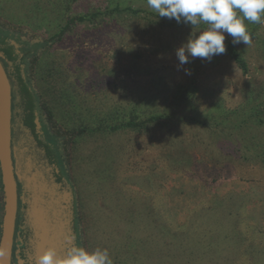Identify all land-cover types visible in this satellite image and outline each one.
Returning a JSON list of instances; mask_svg holds the SVG:
<instances>
[{"label":"rangeland","instance_id":"rangeland-1","mask_svg":"<svg viewBox=\"0 0 264 264\" xmlns=\"http://www.w3.org/2000/svg\"><path fill=\"white\" fill-rule=\"evenodd\" d=\"M125 4L144 11L74 22L62 38L42 46L40 84L38 76L34 81L62 131L46 138H55L51 147L64 188L76 189L80 197L76 209L82 215V239L88 249L107 248L114 264H264V117L255 115L264 108V22L248 27L250 45H235L247 60V72L227 51L210 61L190 58L178 68L176 49L192 27L169 25L171 19L155 16L147 0ZM113 5L110 0H0V19L45 42L71 17ZM42 17L50 20L47 29L38 27ZM185 88L193 94L181 100ZM69 97L80 102L85 114L135 107L144 127L108 136L91 133L68 112ZM158 114L165 115L150 120ZM19 134L18 155L31 164L27 176L32 187H39L44 184V152L30 132ZM193 202L206 204L201 220L212 230L218 227L217 221L211 223L215 214L232 224L239 218L230 236L205 235L207 227L195 222L204 247L187 248L193 244L179 241L190 215L196 217V211L190 212ZM218 202L240 209L227 215L215 209ZM43 231L42 240L53 239L56 223L48 220ZM151 233L159 238L152 239ZM205 240L228 243L216 248ZM168 247L186 251L170 261L165 258ZM225 248L228 260L223 263L218 253ZM192 249L195 258L187 251Z\"/></svg>","mask_w":264,"mask_h":264},{"label":"flooded vegetation","instance_id":"flooded-vegetation-1","mask_svg":"<svg viewBox=\"0 0 264 264\" xmlns=\"http://www.w3.org/2000/svg\"><path fill=\"white\" fill-rule=\"evenodd\" d=\"M8 25L4 26L3 20L0 19V61L7 72L12 86V152L15 164L19 161L18 165H15V171L17 173L20 167L21 172L20 178L16 176L19 199L11 264H37L39 255L49 247H54L58 254L63 255L70 246H84V241L82 240L80 226H75V223H77V213L74 210L75 199L73 204V197L76 195H73L71 191L64 188V175L58 172L57 167L58 175H55L54 167L56 165L49 163L50 158L47 156L46 148L42 145L43 143L36 140L34 141L42 148L45 159L44 164H42L44 175L42 179H44V184L39 185V188L49 190L48 201L51 205H39L40 202L36 193L39 189L38 186L34 187L35 192L27 189L29 180L22 168L25 159L20 154L18 155L19 148L17 145V140H19L21 145L23 139L21 138L22 134L17 136V132L21 130L23 133H26L28 131L32 135V128L27 123L26 104L28 97H26L23 91L24 85H27L33 92L34 110L36 113L34 121L38 122L39 124L37 125L43 130V133L42 131L40 132V128L36 126L35 130L39 129L38 138L43 141L47 140L50 146L55 141V138H46H49L50 132L52 134L53 132L50 130V122L41 113L40 97L38 96L39 90L35 88V82L30 76V66L34 57L40 56L42 40L22 26ZM20 80L23 81L22 84ZM31 161L34 163L33 156L31 157ZM55 194H59V198L55 197ZM37 206L41 207L37 208L38 215L35 216ZM3 212L4 192L0 169V231ZM52 215L55 216V220L52 218ZM42 216L47 221L48 217H50L56 223V236H58V239L55 236L53 239L46 237V240H42L40 234H37L38 230L41 232L39 223Z\"/></svg>","mask_w":264,"mask_h":264},{"label":"trees","instance_id":"trees-1","mask_svg":"<svg viewBox=\"0 0 264 264\" xmlns=\"http://www.w3.org/2000/svg\"><path fill=\"white\" fill-rule=\"evenodd\" d=\"M128 1L129 0H110V4L114 3L113 8H108V6L107 7L104 6V7L98 8L97 10L90 12V13L80 14V15H76L74 17H71L70 19H68L66 21L65 25L58 32L53 33V36L51 38L45 39V42L42 41L41 45L46 47L47 44H52V43L56 42V40L62 38L63 35L66 33V31H68L71 28V26L74 22H84L87 20L92 21L98 17L100 18L101 15L103 17H105L104 15H108L109 17H113L115 13L121 14L122 12L123 13L128 12V13L139 14V13L144 11L143 8H140V7L134 8V6H132V5H130V6L127 5L128 3L125 4ZM153 13H155V12H153ZM155 16L159 17L158 14H155ZM49 21L50 20L47 19V17L46 18L45 17L40 18V20L38 21L39 22L38 27H40L42 29H44V28L47 29L49 27L48 26ZM167 23L170 25L173 23H177V21L175 19H171ZM250 24H252V23H249L248 27L250 26ZM38 27H36V28H38ZM31 33L33 34L34 32H31ZM225 45H226V51L229 54V56H231L235 60V62L239 65V67L244 72H247L248 63H247V60L244 58V56L239 52V50L235 47V45H233V43L230 40L225 41ZM40 57L41 56L34 57L32 64L30 66V72H31L30 76L33 78L34 81H36L37 76H38L39 84H40V72L37 69H38V65L41 62ZM20 82H21V84L23 83L22 80H20ZM37 83H38V81H37ZM37 83H36V85H37ZM38 85H37V87H38ZM188 86L191 87V85H188ZM38 89L40 90L39 87H38ZM23 91L26 94V97H28V102L26 104L27 123L32 128L31 130H32V135L34 136V140L42 143L44 141L38 138V130L37 131L35 130L36 126H38V125H37V122L34 121L36 113L34 110L35 105L33 102V99H34L33 98V92H32V90L29 89V87L27 85H24ZM42 94L39 91L38 96L40 97L39 101H40V105H41L40 106L41 111L44 113V116L50 122V128H51L50 130L54 134L58 135V134L62 133V131L56 127V122H55L52 110L49 108L48 101L45 99L44 94H43V96H42ZM179 94L182 95L181 100H183L187 96H191L193 93H192V89L185 88ZM68 95L72 96V94H68ZM74 101H75L74 97H69V103L71 104V106H70L71 110L68 112L71 115L73 113L74 117H76L80 123H83V127L88 129L89 132H91V133L97 132V131H102L104 134H106L108 136V135H111L112 133H115L116 131L121 130V129H140V127H144V123H143L144 120L140 118V114L137 113V111L135 110V107H133L131 109H122L117 105V106H112L111 108H107V109L101 108L100 111H98V112L90 110V111H87V114H85L83 112L82 105L80 104V102L77 105V104H75ZM121 105H123V104H121ZM255 110H256L255 112H258L257 109H255ZM260 112H261V115L263 114V116L260 115ZM260 112L258 114H255V115L258 117H261V118L264 117V108H262ZM164 115L165 114H158L156 116L153 115L150 120H155V119L161 118ZM42 145L46 148V151L48 154L47 156L50 158L49 163L56 165L57 162L59 161V159L55 155L53 148L50 145H48V143L47 144L43 143ZM62 167H63V165L61 164V168ZM54 168H55L54 169L55 175H58V173H57L58 167L56 168V166H55ZM36 193H37L40 205L41 204L42 205H44V204L51 205V203H49V201H48V197L50 195L48 189L39 188L36 191ZM72 193H73V195H76L75 197H73V204H74V199H75L74 210H76V213H77V216H76L77 223H75V226L77 227V225L81 226L80 224L82 221V217H81L82 215H81V213H78L77 209H76V203L79 201L80 197H78V193H77L76 189H74V188L72 189ZM200 199H202L201 202H204L203 201L204 195H202ZM195 200H196V198H195ZM195 200H193V201H195ZM205 205L206 204L203 203V204H199L198 206H196L195 202H193L194 208H192V207L190 208V210H191L190 212L196 211V217L195 216L193 217L192 215H190V221L187 222L188 228H186L184 231H182L183 232V234L181 235L182 239L179 240V241L187 240V242H190L193 244L192 246L191 245L187 246V248L193 247L194 249H197L198 247H196V246H201V248L204 247L203 241L199 242L201 240H200V237L196 235L193 223L198 222V223H201L202 225L206 226L207 228H205L206 229L205 235L207 233H209L210 231H215V232L222 233L223 235H225V237H228L231 234L232 225L235 226L236 223L239 221V218H235L233 221V224H232V221L229 218H223V217H220L217 214H215L214 217L211 218V223L217 221L218 227H216L215 229L212 230V227H210L205 221L201 220L203 215L201 214L200 210ZM237 207H240V206L234 205L233 208L230 209L228 206L225 207V203H223V202H221V203L218 202L215 205V209H219L222 213L227 214V215H233V213L237 210ZM195 209H197V210H195ZM228 209H230V210H228ZM239 209L237 211H239ZM199 211H200L201 216L198 214ZM48 220L52 221L50 217H48ZM226 220H227V223H226ZM130 222L132 223V221H130ZM39 226H40L41 232L38 230L37 234H40V236L43 237L44 236V231H43L44 227H46V230H47V220L44 219L43 216L40 219ZM126 227H128V226H126ZM181 227H185V226L182 225ZM196 227L198 228L199 225L196 224ZM220 233H218V234L221 235ZM190 234L192 236L188 237ZM237 234L241 240H244L242 234H240V233H237ZM151 235H152V239L159 238L157 235H155L153 233H151ZM0 236H1V231H0ZM76 236H77V234H76ZM166 237L167 236L165 235L163 238H166ZM204 238H205V236H204ZM163 240H165V239H163ZM193 240H194V242L197 241L199 243H194V242H192ZM209 241L205 240L204 242H206V244L210 245V246H212V245L215 246V244H216V246H217L216 248H219V247H221V245L228 243L226 240H217V242L215 244H213L212 242H209ZM84 247L88 248L87 244H85V241H84ZM168 248H170V249H168V250L166 249L167 255L165 256V258L166 259L168 258V260H170V261H172L173 258L177 259L178 258L177 255L179 253H181L182 251L183 252L186 251L182 247H176V250H178V249L179 250L177 251V253H175V252H173L171 247H168ZM166 250H163V251H166ZM227 250L228 249L225 248L224 250L223 249L220 250L218 253L222 257L220 260L223 263H226L228 260L226 256L223 257V253H225ZM169 251H170V253H169ZM187 251L190 253V255L193 258L196 257V250L192 249V250H187Z\"/></svg>","mask_w":264,"mask_h":264},{"label":"clouds","instance_id":"clouds-1","mask_svg":"<svg viewBox=\"0 0 264 264\" xmlns=\"http://www.w3.org/2000/svg\"><path fill=\"white\" fill-rule=\"evenodd\" d=\"M147 5L159 17L175 19L189 24L192 32L176 49L178 68L189 63L190 58L210 61L225 53L226 35L233 45L252 43L248 24L264 22V0H147ZM201 25L206 27L201 28ZM197 29L193 32V29ZM190 74L189 69H184ZM37 264H114L107 248L88 249L73 245L63 255L54 247L45 249Z\"/></svg>","mask_w":264,"mask_h":264},{"label":"water","instance_id":"water-1","mask_svg":"<svg viewBox=\"0 0 264 264\" xmlns=\"http://www.w3.org/2000/svg\"><path fill=\"white\" fill-rule=\"evenodd\" d=\"M12 86L7 72L0 61V169L4 192V212L0 236V264H11L15 225L18 211V183L21 172L15 171L12 152ZM29 163V162H28ZM25 175L30 173L31 164H22ZM27 189L35 192L31 177L27 176Z\"/></svg>","mask_w":264,"mask_h":264}]
</instances>
